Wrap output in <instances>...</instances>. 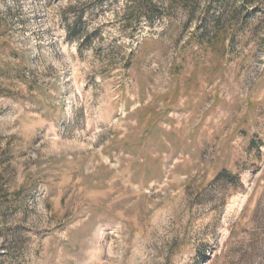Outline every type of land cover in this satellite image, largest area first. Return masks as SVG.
I'll return each mask as SVG.
<instances>
[{
	"label": "rangeland",
	"instance_id": "rangeland-1",
	"mask_svg": "<svg viewBox=\"0 0 264 264\" xmlns=\"http://www.w3.org/2000/svg\"><path fill=\"white\" fill-rule=\"evenodd\" d=\"M154 1L0 0V264H264V0Z\"/></svg>",
	"mask_w": 264,
	"mask_h": 264
},
{
	"label": "trees",
	"instance_id": "trees-1",
	"mask_svg": "<svg viewBox=\"0 0 264 264\" xmlns=\"http://www.w3.org/2000/svg\"><path fill=\"white\" fill-rule=\"evenodd\" d=\"M131 1V10L130 13H128L127 22H132L134 19L136 20L135 23H138V18L142 16L145 18L147 22H149L150 25H153L155 15L159 13H155V10H157V1L154 0H130ZM196 0H168V4L175 5L176 7L188 10V13L191 6H193L194 2ZM192 10V9H191ZM82 14V13H81ZM81 14L79 16H81ZM77 21L80 19V17H77ZM157 18L160 19V15H157ZM76 23V21H75ZM76 25L72 27V30H75Z\"/></svg>",
	"mask_w": 264,
	"mask_h": 264
}]
</instances>
